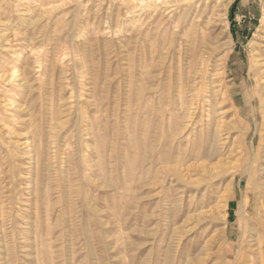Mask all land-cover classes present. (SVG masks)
<instances>
[{
    "label": "rangeland",
    "instance_id": "374dc122",
    "mask_svg": "<svg viewBox=\"0 0 264 264\" xmlns=\"http://www.w3.org/2000/svg\"><path fill=\"white\" fill-rule=\"evenodd\" d=\"M224 1L205 26L214 83L203 95L214 94L235 145L254 136L257 150L264 85L253 56L264 45V0ZM183 16L175 0H0V264L171 263L176 238L155 224L162 203L133 178L158 125L168 132L160 114L195 71L178 59L188 49ZM231 178L228 206L222 199L212 220L193 222L181 248L206 234L217 238L203 264H264L241 175L231 169L211 189Z\"/></svg>",
    "mask_w": 264,
    "mask_h": 264
},
{
    "label": "bare ground",
    "instance_id": "6f19581e",
    "mask_svg": "<svg viewBox=\"0 0 264 264\" xmlns=\"http://www.w3.org/2000/svg\"><path fill=\"white\" fill-rule=\"evenodd\" d=\"M220 2L221 0H175V10L183 12V20L185 22L189 21V29L193 30V27L199 29L196 32H191L187 28L188 32L185 33L184 41L188 49H185L184 54H179L178 57L180 61L183 56H187V75L193 71V65H195V71L191 83H189L190 85L187 79L184 84L179 85L177 88L178 95L167 103L169 105L168 110H166L167 113L162 112L160 114V124L163 125L166 121L168 132L166 133L164 128L158 125L156 132L151 137L150 146L144 145L142 150L139 149L141 151L139 171L137 177L133 178L136 179L137 188L140 191L143 187L146 188L145 193L143 192L146 196L156 190L152 195L153 197L157 195V201L162 203L160 213L156 214L155 224L157 226L161 223L170 232V237L176 238L170 264H203L209 258L207 250L212 239L217 238L216 236L206 238V234L201 235V241L192 242L190 249L186 252L183 251L185 249L182 250V238L191 232L192 226L190 225L193 222L199 223L207 219L212 220L219 211V207L221 208L222 199H224V201L222 200L224 202L222 207L228 206L230 187L234 183V178H231L221 188L211 189V187L218 182L219 185L222 184L220 183L221 178L231 169L241 175L237 189L241 191L242 186H244L246 190L250 191L249 195L253 197L247 210L248 220H252V223L248 222L253 231L250 235L251 243L254 242L257 248H260L261 244L264 245L262 240L264 236V136L259 137L258 152L256 150L257 146L255 147L254 144L253 134L256 132L255 129L250 132L253 136L249 139L253 141L252 145H249L248 148L244 147V149H242L243 146L239 143L240 141L238 145H235L237 143L236 139L230 136L232 128L223 127L222 117H216L215 113L219 109L214 107V94L212 99H208V96L207 98L206 95H203L204 91L211 90L213 87H210L209 84L214 83V80L211 79L209 82L207 81V74L210 69L207 66L208 58L206 54L209 55L214 47L211 38L206 35L205 28L212 22V18L216 14V7ZM224 2L222 5L227 8L232 0H225ZM256 49L253 63L257 84L264 85V45ZM196 53H199L197 58ZM3 76L1 74L0 78L2 79ZM224 91L221 94L226 93ZM220 99L221 101L228 100L227 94L220 95ZM204 106L209 108L204 109L206 110L205 113L202 110ZM262 124H264V121ZM225 133L227 136L222 137ZM33 144L35 143L32 142V146ZM245 149L252 151L249 152L246 159L241 155L242 150ZM225 152H227L226 157H224ZM232 155L234 160H230ZM236 156L238 157L235 158ZM129 180L131 182L132 179ZM135 181L132 180L133 183ZM123 188L127 187L124 186ZM237 195L241 196L240 194ZM127 201L130 202L129 199ZM244 204L246 205L245 200ZM223 234L227 235L225 230ZM252 248L254 247L252 246ZM261 258L263 259V257ZM125 264H131L128 258ZM154 264H159V262Z\"/></svg>",
    "mask_w": 264,
    "mask_h": 264
}]
</instances>
